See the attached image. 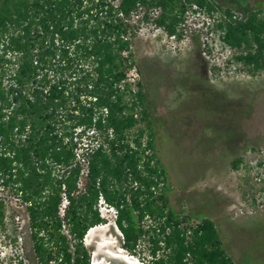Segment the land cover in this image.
I'll return each mask as SVG.
<instances>
[{
    "label": "trees",
    "instance_id": "trees-1",
    "mask_svg": "<svg viewBox=\"0 0 264 264\" xmlns=\"http://www.w3.org/2000/svg\"><path fill=\"white\" fill-rule=\"evenodd\" d=\"M197 13L247 71L264 72L261 2L241 18L217 0H0V185L26 209L38 264H92L101 196L127 253L147 237L153 264H236L213 220L192 225L171 207L146 90L127 82L135 15L182 39ZM92 131L102 145L88 152Z\"/></svg>",
    "mask_w": 264,
    "mask_h": 264
},
{
    "label": "rangeland",
    "instance_id": "rangeland-1",
    "mask_svg": "<svg viewBox=\"0 0 264 264\" xmlns=\"http://www.w3.org/2000/svg\"><path fill=\"white\" fill-rule=\"evenodd\" d=\"M217 2L241 18L256 2L264 4ZM212 22L190 16L179 39L135 15L132 53L137 69L132 83L135 89L143 84L147 93L171 207L191 218L192 225L213 220L236 264H264V72L247 71ZM238 159L241 163L234 168ZM0 193L6 205L0 264H38L25 207L1 185ZM258 203L263 208L256 213L236 214L243 204ZM105 221L85 241L92 264H153L147 237L132 255L123 249L114 217L109 214Z\"/></svg>",
    "mask_w": 264,
    "mask_h": 264
},
{
    "label": "built area",
    "instance_id": "built-area-1",
    "mask_svg": "<svg viewBox=\"0 0 264 264\" xmlns=\"http://www.w3.org/2000/svg\"><path fill=\"white\" fill-rule=\"evenodd\" d=\"M192 15H200V16L202 15V16H204L201 13L191 14L190 16H192ZM135 71H136V69L131 70L129 75H128V79H127V82L129 83L130 88L133 91L136 90L135 89V84L132 83V81H134V79L132 78V75H134L133 72H135ZM90 135H92V138L90 140H85L84 141V147L86 148L85 150L88 151V152H92L94 149H96V148H98L99 146L102 145V140L99 138V136L96 133V131H92L90 133ZM81 152H82V150H79L77 152V156H78L79 160H83L81 158V156H80ZM147 154H149V151L147 152ZM85 173H87V170H84L83 174L85 175ZM82 179H81V182H82ZM261 208H263V205H260L259 203H258V205H254V206H251V205L248 206L247 204H243L242 207L239 209V212H236V214L237 215H252V214L256 213V211L258 209H261ZM98 209H99V212H100V214H101V216L103 217L104 220H106V217H108L109 214H111L114 217V222L116 223L117 211H116V209L114 207L110 206L106 202V200H105V198L103 196L100 197L99 204H98Z\"/></svg>",
    "mask_w": 264,
    "mask_h": 264
}]
</instances>
